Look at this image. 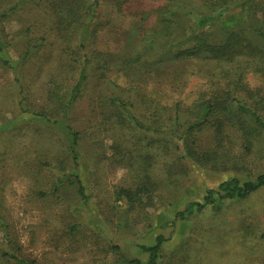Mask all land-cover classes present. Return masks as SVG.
Instances as JSON below:
<instances>
[{
    "label": "rangeland",
    "instance_id": "obj_1",
    "mask_svg": "<svg viewBox=\"0 0 264 264\" xmlns=\"http://www.w3.org/2000/svg\"><path fill=\"white\" fill-rule=\"evenodd\" d=\"M61 1L0 0V264H20L2 255L6 247L34 264L145 262L141 246L159 235L168 241L158 264H264V188L177 217L225 180L264 174V131L248 116L225 115L222 132L216 122L189 129L194 102L230 78L261 93L253 99L232 88L264 119L263 55L235 47L226 58L187 55L199 42L226 38L217 25L186 42L188 30L178 28L176 44L144 48L165 0H80L97 2L94 19H84L86 38L84 26L61 23L69 14L59 12ZM84 54L87 79L66 125L41 121L36 113L62 120ZM111 99L164 131L138 127ZM179 102L181 116L172 124ZM66 126L79 133L77 160ZM168 130L184 139L185 153ZM75 176L86 200L71 183ZM122 188L139 194L129 200Z\"/></svg>",
    "mask_w": 264,
    "mask_h": 264
},
{
    "label": "trees",
    "instance_id": "obj_2",
    "mask_svg": "<svg viewBox=\"0 0 264 264\" xmlns=\"http://www.w3.org/2000/svg\"><path fill=\"white\" fill-rule=\"evenodd\" d=\"M166 3L160 7L156 17V23L150 30V36L146 34L148 38L147 43L144 44V48H151L155 52V45L157 42L162 41L167 45H173L174 40L178 39L173 37L174 32L178 31V28L183 30H188V36L186 40L189 41L194 37H197L200 33L205 32L206 29L217 25L220 32L227 35L226 38H220L218 43L215 42H199L194 47V51H189L187 55L191 54L198 57L200 53L205 51H211L214 58H226L228 51L232 48H236L237 51H248L253 57H258L263 55L264 58V47L261 46L259 41H264V18L259 16V11H264V0H201V4H196L195 0H165ZM63 9L59 12L66 10L68 16L60 17L62 24H67V27H72V25H82L83 36L88 38L90 33V24L84 21L87 15H91V18L87 20L92 21V16L97 13V2L92 6H86L84 3H80V0H72L67 4L66 0L60 2ZM234 9H239L231 12ZM61 14H59L60 16ZM95 31V30H94ZM174 33V34H173ZM87 35V36H86ZM183 35V34H182ZM166 41V42H165ZM182 42L178 40V43ZM86 46L84 42L80 44L79 55L83 53ZM3 50V46L0 41V51ZM172 53V52H171ZM195 53V54H194ZM173 54V53H172ZM173 56H176L173 54ZM84 65L80 72L79 79L75 86L73 87L69 104L67 105L65 115H63L62 120H51V118L44 112L36 115L39 116L41 121L51 122L55 125L65 124L63 121L66 118V113L68 109L72 106L74 101L80 95L82 87L87 79V66L89 64V59L87 54L83 55ZM176 58H178L176 56ZM262 67V68H260ZM260 72L264 71L263 66H260ZM229 82L224 86L226 82H220L223 89H213L210 88L203 93L190 108L191 112L197 116L196 120L190 124L189 129H197L205 124L212 122L217 123V128L222 132L224 116L240 117L241 115L248 116V119L252 124L259 127L264 131V119L260 114V110L256 107H252L247 103H244L236 94L233 92V87L236 91L242 92L249 98L259 100L262 99L261 93L258 90L251 89L246 84H241L240 82H233L230 78ZM234 95V96H233ZM111 102L117 107L124 109L130 116L134 119L138 127L146 130L154 131H164V129H158L150 124H144L139 120L127 107V105L119 99H111ZM182 102H179L177 108H175V114L173 117L170 116L172 124L177 122L181 114ZM197 113H194L196 112ZM68 129L67 134L71 140V150L74 154L75 160L79 157L78 139L79 133L73 130L71 127L66 126ZM170 136H172L176 147L179 151L185 153V143L184 139L178 136V134L173 130H168ZM75 180L72 181L76 187L77 192L81 199H87V192L84 182L80 176H75ZM264 188V174L259 175L253 180H247L242 182L238 177H232L228 180L222 182L217 189H208L207 193L202 202H194L184 211L179 212L177 217L184 220L188 215L193 214L195 211L202 212L208 206L220 209L225 202V200H242L248 198L250 195L256 191ZM139 191H133L131 189L122 188L120 190V195L125 196L129 200H135ZM168 241L164 235H159L152 245H142L141 248L148 253L147 261H143L139 258H134L128 261L127 264H158L160 259V253L163 249L164 244ZM4 257L15 260L20 264H34L32 261L24 259L17 253L10 251L7 247L1 250Z\"/></svg>",
    "mask_w": 264,
    "mask_h": 264
}]
</instances>
